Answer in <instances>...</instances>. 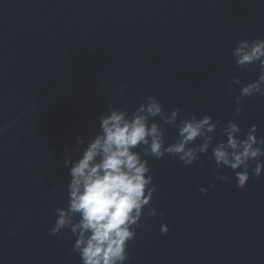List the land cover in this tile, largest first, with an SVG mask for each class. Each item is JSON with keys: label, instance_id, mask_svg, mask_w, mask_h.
Returning a JSON list of instances; mask_svg holds the SVG:
<instances>
[{"label": "water", "instance_id": "95a60500", "mask_svg": "<svg viewBox=\"0 0 264 264\" xmlns=\"http://www.w3.org/2000/svg\"><path fill=\"white\" fill-rule=\"evenodd\" d=\"M257 38L264 0H0V264H81L70 231L50 234L67 203L61 161L76 136L95 135L109 103L131 114L151 95L169 114L235 118L264 137V101L247 99L234 117L239 87L228 93L234 76L257 78L231 56ZM149 164L163 219L142 218L126 264H264V174L238 191L211 149L189 167Z\"/></svg>", "mask_w": 264, "mask_h": 264}, {"label": "clouds", "instance_id": "9594fccd", "mask_svg": "<svg viewBox=\"0 0 264 264\" xmlns=\"http://www.w3.org/2000/svg\"><path fill=\"white\" fill-rule=\"evenodd\" d=\"M231 56L237 69L246 70L250 65L259 69L257 78L250 83L244 84L236 76L232 79L228 93L239 87L234 110V117H239L242 102L252 97L264 101V39L238 41ZM162 125L176 131L175 142L166 144ZM257 132L255 124L245 132L235 118L221 124L210 115L199 119L196 114L181 117L179 108L169 114L151 95L131 114L109 103L99 116L95 135L87 140L76 136L71 153L64 150L61 162L68 170L63 186L67 203L56 209L50 234L58 236L70 231L74 237L72 251L79 255L81 264H126L131 259L129 243L135 239L142 218L159 215L163 219V213L158 214L150 206L157 188L149 159L170 156L189 167L211 149L216 169L231 170L236 190L240 191L250 177L259 179L264 174V137L258 138ZM212 176L222 182L229 180L219 171ZM214 187L210 184L208 189ZM208 189L200 187L199 191L207 195ZM168 231L166 224L160 225L162 235Z\"/></svg>", "mask_w": 264, "mask_h": 264}]
</instances>
